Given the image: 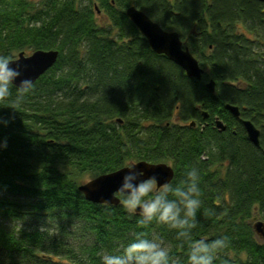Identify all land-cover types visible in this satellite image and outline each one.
I'll list each match as a JSON object with an SVG mask.
<instances>
[{
    "label": "trees",
    "instance_id": "obj_1",
    "mask_svg": "<svg viewBox=\"0 0 264 264\" xmlns=\"http://www.w3.org/2000/svg\"><path fill=\"white\" fill-rule=\"evenodd\" d=\"M130 4L178 32L203 69L199 79L151 50L125 14ZM36 49H57L55 63L19 106L15 85L0 101L10 118L0 126V264H100L134 233L159 238L174 264H187L189 244L176 229L141 225L120 201L93 203L78 190L133 158L169 162L173 184L195 166L192 239L227 237L213 264H264L252 228L253 217L264 221V2L0 0V55ZM240 118L260 129L258 145Z\"/></svg>",
    "mask_w": 264,
    "mask_h": 264
},
{
    "label": "clouds",
    "instance_id": "obj_2",
    "mask_svg": "<svg viewBox=\"0 0 264 264\" xmlns=\"http://www.w3.org/2000/svg\"><path fill=\"white\" fill-rule=\"evenodd\" d=\"M11 61L10 55H0V101L11 96L15 85L17 94L13 104L19 106L32 84L28 79L15 82L20 71L12 66ZM9 119L0 116V126H6ZM4 146L6 141L0 143V148ZM136 162L133 158L123 165L127 171L116 190L123 208L129 214H137L141 225L156 221L170 229H176V236L189 244L187 264H213V250L223 248L227 237L220 235L210 241L203 237L192 239L190 230L201 205L198 169L191 166L178 183L165 182L158 187L154 176L140 178L143 173L135 169ZM99 259L100 264H174L170 249L162 240L142 233H134L132 239L119 251H105L100 254Z\"/></svg>",
    "mask_w": 264,
    "mask_h": 264
},
{
    "label": "water",
    "instance_id": "obj_3",
    "mask_svg": "<svg viewBox=\"0 0 264 264\" xmlns=\"http://www.w3.org/2000/svg\"><path fill=\"white\" fill-rule=\"evenodd\" d=\"M258 1L264 2V0ZM125 14L145 37L154 53L165 55L169 60L181 67L186 75L197 79L200 78L203 69L196 57L193 56L187 47L183 46L177 31L162 28L134 4H130L125 8ZM57 55V49H36L28 54L20 51L11 61L12 66L17 67L20 71V76L17 77L15 82L18 83L20 80L28 79L32 84L55 63ZM205 86L210 92H214L213 80L207 81ZM225 107L232 115H239L237 105L226 103ZM202 114L207 117V113L203 112ZM214 122L219 131L225 129V124L218 116L214 117ZM240 122L249 141L254 145H258L260 129L249 119L240 118ZM134 167L143 173V176L140 177L141 179L154 176L158 187L165 182H170L173 177V168L166 162L138 160ZM126 171L127 169L122 166L116 170L97 175L80 183L78 190L90 202L116 205L120 201L116 190ZM252 220V228L255 234L264 241V221L257 219V217H253Z\"/></svg>",
    "mask_w": 264,
    "mask_h": 264
},
{
    "label": "rangeland",
    "instance_id": "obj_4",
    "mask_svg": "<svg viewBox=\"0 0 264 264\" xmlns=\"http://www.w3.org/2000/svg\"><path fill=\"white\" fill-rule=\"evenodd\" d=\"M96 18H97L96 21L98 22V24L103 25V26L108 24L107 19L105 18V16L103 14H97ZM26 54H28V53H26ZM166 163L170 164L169 162H166ZM254 215H257V214H254ZM257 217L259 218V216H257ZM259 219H261V218H259ZM6 224L11 226V227H15V228H19V227H23V226H27V225H33L32 222H21V221H6ZM258 239H260V238H258Z\"/></svg>",
    "mask_w": 264,
    "mask_h": 264
}]
</instances>
